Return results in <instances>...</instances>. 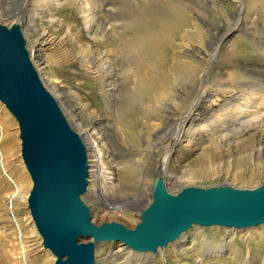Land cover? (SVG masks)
I'll return each mask as SVG.
<instances>
[{
  "label": "rangeland",
  "instance_id": "rangeland-1",
  "mask_svg": "<svg viewBox=\"0 0 264 264\" xmlns=\"http://www.w3.org/2000/svg\"><path fill=\"white\" fill-rule=\"evenodd\" d=\"M31 1L35 5L42 2V0ZM142 1L140 0V2ZM192 1L200 7L205 16L204 23H202L200 19L191 15V21L195 24V27L190 28L193 36L185 40H174L163 50L162 55H159L160 57L156 48L151 54L138 60L156 61L157 57L159 60L164 57L165 61L171 65L178 58L186 65L196 66L193 88L187 94L190 102L177 106L176 109L172 104L167 105L169 111L166 110L167 108L157 106L155 108L157 110L162 108V111L159 115L158 112L156 113L158 117L154 114L155 108L152 109L153 112L151 113L155 116L153 118L147 112L149 111L148 105L152 106L151 103L143 101L129 104L127 100L125 107L127 90L130 89V86L127 87V83L123 80H119L116 86L115 96L119 102L117 105L120 107V114L126 115L130 123L136 125L134 132L136 138L130 137V128L122 127L117 123L111 107L108 108L105 102V98L111 96L107 95L105 89L102 90L101 80L95 78L94 72L83 69L78 55L82 53L88 59V54L92 56L94 53L103 52V57L111 61L115 71H119L121 67L125 68L127 66L126 61H134L140 47H128L120 34L124 31V19L128 13L139 11V6H137L139 0H44L46 13L36 17L37 24L48 30L51 35V41L43 50L49 64V74H44L42 70H38L39 67L32 63L41 83L56 100L67 123L82 138L85 139L86 137L85 123L88 120L92 119L96 124L105 123L93 132L92 138L98 137L96 140L100 144L102 158L109 160L108 163L116 167L119 174L122 173L121 194L132 193L133 197L138 199L134 205L125 207L120 206L119 203L110 204V200L106 204H102L103 199L101 203L100 201L99 203L94 202L95 198L88 196V188H95V186L90 187L94 182L93 177L90 176V165L94 156H90L87 152V189L80 198L88 206L90 221L96 225L101 222L114 221L131 229L139 221L140 212L152 201L153 183L155 181L161 182L163 178L166 160L164 154L167 149L164 146L167 142L165 137L174 132V123L178 122L176 119L185 116L189 104L196 100L200 93H214L217 90V93L220 94L223 89L219 87V83H223V86L227 87L228 90L235 87L232 86V82H236L237 78L240 80V71H244V67H248V65L253 66L251 75L264 77V64H253V61H256V55L252 51L254 41L264 35V0L251 3L254 13L249 15L252 17L247 20L246 26L242 29L233 30L226 40L220 42V47L217 46L219 45L218 39L232 24L231 21L226 22L229 17L226 12L232 11L233 4L224 3L222 0ZM103 5L111 9L110 12L104 13L103 17L110 19L111 23L113 22V29L106 30L111 35L103 43H100L91 37L86 25L101 14ZM154 5L155 9L162 8L163 1L155 0ZM22 7L23 0H0V24L6 27L12 24L19 26L24 40V48L29 54L32 39L27 34L28 27H24L17 16ZM26 11L24 10L26 15L33 16V10L28 9ZM82 11L84 12L82 13ZM51 22L54 25L52 27ZM97 34H95L96 37H99L100 34ZM216 46L218 48H215ZM233 46H239L243 49L242 53L237 55L240 56L238 61L233 62V65L230 61H221L220 58H225V53ZM30 60L33 62V59L30 58ZM226 64H230L228 69L225 68ZM130 77L133 78L134 75H130ZM132 78L131 81L135 77ZM190 79L191 77L186 76L182 82L176 83V85L171 83V94L184 95V88L192 85ZM53 83L62 86L75 98V105L81 111V118L80 115L71 110L69 103L63 101ZM188 90L190 89L188 88ZM259 90L262 91H259L255 99L258 108L252 107L250 116L264 112V87H260ZM219 99L216 95L211 97L214 104L219 102ZM168 112H171V121L165 124L161 116L168 114ZM220 113L203 112L197 123L198 131L192 134V128H189L181 137L183 147L188 143L187 147L185 146L187 152L183 154L188 159L182 158V155L179 154L181 151L175 154L178 159L179 157L183 159L181 160L183 167L178 174L180 179L174 184L171 182L165 186L170 194H177L184 187L229 186L252 189L264 183V157L260 155V158L257 159V151H255L257 146H264V122L257 120L253 122V128L247 134H236L237 131L233 130L232 132L227 131L229 135L225 136L226 130L219 131L218 127L219 118L221 117V121L224 120ZM220 134L224 137V144H221L219 140ZM83 141L86 143V140ZM247 144L254 146L253 149L245 151L246 153L250 152L251 156L234 161L233 154L238 148ZM100 155L98 153V156ZM194 163H200L201 174H185L186 171L193 168ZM103 170H105L106 179L112 185L118 176V172L117 174L116 171L110 173L104 166ZM240 171L244 173L243 176L239 175ZM30 187L31 180L20 157L17 123L0 102V264H52L55 259L48 249L41 244V238L36 232L28 212L26 196ZM8 201L12 202L11 206H15L14 209H10ZM113 205L116 206L115 209L112 207ZM123 210L125 213L122 212ZM189 231L198 234V240L201 241L200 245L211 244L217 246L216 248H222L218 254L215 248L211 250V255L209 254V257H206L199 264H264V222L246 228L192 224L184 232ZM232 234L234 236L231 239L230 235L232 236ZM87 240L89 239L80 241ZM171 246L172 242H168L166 246L158 248L155 252H137L120 242L100 241L94 244V264H100V259L104 253L114 252L118 249H123L129 255L140 259L151 256L157 259L161 252V259L151 264H178V261L171 256L173 255L170 251ZM192 249L193 247L187 250L190 251L188 255L194 254ZM236 249L240 251L241 257L233 254Z\"/></svg>",
  "mask_w": 264,
  "mask_h": 264
},
{
  "label": "bare ground",
  "instance_id": "bare-ground-1",
  "mask_svg": "<svg viewBox=\"0 0 264 264\" xmlns=\"http://www.w3.org/2000/svg\"><path fill=\"white\" fill-rule=\"evenodd\" d=\"M162 1H163V7L162 8L158 7L157 9H155L156 8L154 5L155 0H143L142 2H140L139 0V3L137 4V6H139L138 7L139 11L138 12L131 11L125 17L124 31L122 34H120V37L126 41L125 45H127L128 47L130 48L136 46L140 47V51L137 52V55L134 57V61H126L127 66L125 68L121 67L119 71L118 70L115 71L111 61H108L106 58L103 57L104 55L103 52L94 53L92 54V56H89L88 54L89 56V57L87 56L88 59H86V57H84L82 53L78 55V58L80 60L79 61L80 65H82L83 69L90 72H94L95 78L101 80L100 83L102 86V90L105 89L107 95L109 97L111 96L110 98H105L107 107L108 108L111 107L113 116L116 118L117 123H119L122 127L131 129L130 130L131 138H136L134 134V132L136 131V125L130 123L129 118L126 115L120 114L121 112L119 110L120 107L117 105V103L119 102H117V98L115 96L117 90L116 86L119 80H123L124 82H126L127 87L130 86V89L128 88L127 90L125 107L127 106V100L129 104L146 101V103L152 104V106L148 105L149 111L147 112H149V114H151L152 115L151 117L153 118L155 116L151 112H153L152 109H154L155 107L157 108V106L166 109L167 105L172 104L173 106H175L176 109L178 108L177 106L190 102L188 101L189 95L187 94L191 92L195 80L196 66L186 65L185 63H182L178 58L176 61H174L173 64L169 65L168 61H165L164 57L161 60H159L158 58L160 57L159 55H162L163 50L169 44H172L174 40L177 39L185 40L193 36L190 28L195 27V24L194 22L191 21V15H194L196 18L200 19L202 23H204L205 16L202 13L200 7H198L196 3L192 0L191 1L162 0ZM222 1H224V3L233 4L232 11L229 10L226 12L227 16H229L228 19L225 18L226 22L231 21L232 24L231 27H228L223 32L220 39H218L219 40L218 41L219 45H217L218 47H220V42L226 40L233 30H236L238 28L242 29L243 27L246 26L247 20L252 17V16L250 17L249 15L254 13V8L252 4L260 0H222ZM44 4H45L44 0H42V2L39 5L33 4L31 0H23V7L20 10V12H18L17 16L19 17L24 27L25 26L28 27L29 31L27 34H29V37H31L32 39L31 40L32 44L29 50L28 57L33 59L32 63H34L37 67H39L38 70H42L44 74H49V64H48V60L46 59L43 53V50L48 46L49 42L51 41L50 38L51 35L49 34L48 30L41 28L40 25L37 24V22L35 21L37 19L36 17H40L46 13ZM109 8L108 6L105 7L103 5L100 11L101 14H99L98 12L99 15H97L96 17L94 16L95 19L93 17L94 20L86 25L88 32L91 34V37H93L95 40L99 41L100 43H103L105 39L111 35L106 30H108L109 28L113 29V22L111 23V21H109L110 19H106L105 17H103L104 13H108L111 11V9ZM28 9L33 10L34 12L33 16L26 15L24 10L28 11ZM83 12L84 11H82V13ZM52 23L53 22L50 23L51 27L53 25ZM97 33L100 34L99 37H96L95 34ZM217 46L215 48H218ZM234 47L235 46L230 48V50L225 53V58H220V60L230 61L232 65L233 62L238 61L240 56L237 55L238 54L240 55L243 49L242 47L239 46H236L235 48ZM252 47H253L252 51H254V55H256V61H253V64L256 63L258 65H263L264 35L263 37H260L257 40H255ZM156 48L159 56L157 57L156 61H138L140 58H143L145 55L151 54L153 50ZM234 65L237 66L236 64ZM229 67L230 64L225 66L226 69H228ZM252 67L248 65V67H244V71H240L239 73L240 80L239 78H237L236 82L235 81H233L234 83L232 82V86L235 87L229 88L228 90L227 87L223 86V83H219L218 84L219 87L223 89L220 94L217 93V90L214 93L212 92L208 93L206 92V90H205L206 93H200L199 96L196 98V100H194L189 104V108L187 109L185 116L184 117L179 116L180 118L176 119V121L178 120V122H176V124L174 123V127H173L174 132H171L170 136H166L165 134L166 136L165 140H167L166 145H164L167 147L166 152L164 154L165 156L164 158H166L165 167L161 182L157 181V183L161 184L164 189L165 186L171 184V182H173L174 184L176 183V181L180 179L179 178L180 176H178V174H180V171L183 167L181 160L187 157L183 154L187 152L185 146L187 147L188 144L186 143V145H184L183 147L181 143L182 142L181 137L185 135V132L189 130V128H192V134L195 131H198L197 123L201 119L199 118V116L203 112L211 111V112L220 113L221 111L220 116H222L224 120L221 121V117H220L218 120L219 126L218 125L217 126L219 127V131L226 130V133H224L225 136L229 135L227 131L232 132L233 130L237 131L236 134H247L253 128L252 127L253 122H255L256 120L264 122V112L255 116L249 115V113H251L253 110V109L251 110L252 107L258 108V104L256 103L255 99L257 98L259 91H262L259 90V88L264 87V77L261 78L259 76H254L250 74ZM130 75H134L135 77V78L133 77L134 80L132 81L130 80L132 78L130 77ZM186 76L191 77L190 80L192 82V85L188 86L190 90H188V88L186 89L184 88L183 91L185 94L184 95L181 94L180 96L171 94V83L176 85V83L182 82V80L185 79ZM53 85L54 88L57 91H59V95L61 96L63 101L69 103L71 110L76 112L77 115H80L81 111L75 105L76 103L75 98L62 86H58L56 83H53ZM215 95L218 96V98H220L219 102H217L216 104H214L213 100H211V97ZM155 109H154V114L158 112L157 114L159 115L160 111H162V108L158 110L156 109V111ZM166 110L169 111L168 108ZM161 117L163 118L165 124L169 123L171 121V112H168V114H165L164 116L162 115ZM104 124L105 123L103 122L96 124L92 119H90L85 123L86 126L85 139L79 135L82 141L86 140V143H84L85 141H83L86 157H87V152L90 156H94V158L92 157L93 158L91 162L92 164L90 165V171H91L90 176L93 177L94 182L93 184L90 185V187L95 186V188L94 189L88 188V196L95 198L94 202L97 203H99V201L101 203V200L103 199L104 202H102V204L103 203L106 204L110 200L111 201L110 204L119 203L120 206L123 207L128 205H134L138 201V199L134 198L133 197L134 195L132 193L121 194V188L123 187L122 186L123 175L121 176L122 173L119 174L116 167L111 166L108 163L109 160H105L102 158L103 157L101 154L102 152L99 147L100 144L96 140L98 139V137L92 138L93 132L95 130L97 131ZM219 140L221 144H224L223 135L220 134ZM225 140H227V138H225ZM86 146H87V151H86ZM253 147H254L253 145L247 144L241 148H238L236 153L233 154V156L235 157L234 161L243 160L251 156L250 152L246 153L245 151L247 149L251 150L253 149ZM263 147L264 146H257V149L255 150L257 151V155H256L257 159L260 158V155H263L264 157ZM178 152H180L179 154L182 155L183 159H180V157L178 159V156H175V154ZM98 153L99 155L100 154L101 155L98 156ZM103 166L106 167L110 173L116 171L117 174L118 172L117 174L118 176L115 182L112 183V185L111 182L109 183L108 180L106 179L104 173L105 170H103ZM201 169L202 167L200 166V163L198 164L194 163L193 168L186 171L185 174L187 173L190 175L201 174L202 172ZM239 173L240 176H243L244 174L242 171H240ZM136 182L138 183L137 180ZM86 189L87 187L85 186V190L81 193V195L86 191ZM165 191L167 192L166 189ZM167 193L170 194L169 192ZM170 195H176V194H170ZM9 204H10V209L15 207V206L13 207L11 206L12 202H9ZM112 207L114 209L116 208L115 205H113ZM122 212L125 213V210H123ZM259 223H263V222H259ZM192 224L195 223H191L183 230L179 231L178 234L171 241H168V242H172L170 251L172 252L173 255L171 256L174 257L176 261H178L177 262L178 264H199L201 261H204L206 257H209V254L211 255V250H213L214 248L215 251L217 250L216 251L217 254L222 250V248H216L217 246H212L211 244L200 245L201 241L198 240V234L196 232H190V231L184 232ZM200 226H212V225H200ZM227 227H234V226H227ZM246 227H234V228H246ZM233 236H234L233 234L232 236L230 235V238L232 239ZM82 239H89L87 241H92L90 240L92 239L91 237H87V238L81 237L79 240ZM168 242H166L164 245L156 246L155 250L152 252L157 251L158 248H162L163 246H166ZM96 243H93V245ZM192 247L193 249L191 251H193L194 254L188 255L190 251L188 252L187 250L191 249ZM146 251H151V250H146ZM93 252H94V246H93ZM137 252H144V251H137ZM239 252L240 251L236 249L234 250L233 254L237 257L238 256L241 257L239 255L240 254ZM158 255L159 256L157 259L155 257L153 258L152 256L150 257L151 259L146 257L144 259H140L129 255L128 253L123 251V249L122 250L118 249L117 251L114 252L104 253L100 259V264H151L152 262H157L158 259L159 260L161 259L162 253L160 252ZM192 258H194V260L191 261ZM23 262L25 263V261ZM94 263L95 260L93 258V264Z\"/></svg>",
  "mask_w": 264,
  "mask_h": 264
},
{
  "label": "water",
  "instance_id": "water-1",
  "mask_svg": "<svg viewBox=\"0 0 264 264\" xmlns=\"http://www.w3.org/2000/svg\"><path fill=\"white\" fill-rule=\"evenodd\" d=\"M0 102L17 123L20 157L31 180L26 204L41 244L55 257L52 264H93V243L100 241L154 251L191 223L264 222V183L252 189L184 187L170 195L155 181L152 201L133 228L92 223L80 198L87 184L83 141L41 83L17 24H0Z\"/></svg>",
  "mask_w": 264,
  "mask_h": 264
}]
</instances>
